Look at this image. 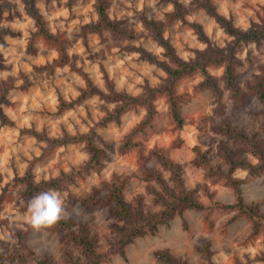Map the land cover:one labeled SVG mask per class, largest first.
Segmentation results:
<instances>
[{"label":"rangeland","instance_id":"rangeland-1","mask_svg":"<svg viewBox=\"0 0 264 264\" xmlns=\"http://www.w3.org/2000/svg\"><path fill=\"white\" fill-rule=\"evenodd\" d=\"M210 2L236 28L264 20V0ZM101 3L112 26L99 23L98 0H35L54 37L47 41L25 0H0V264H87L90 256L72 230L77 238L92 240L96 264H264V230L255 233L248 217L213 206L215 201H236L237 194L223 178L227 175L215 181L195 163L198 146L216 170L239 182L242 201L264 219V171L229 172L221 152L226 149L257 164L228 135V128L255 137L264 148V102L253 93L264 75V41L238 53L240 100L228 89L224 68L211 66L208 72L217 81L218 94L203 84L198 72L176 83L183 129L173 124L166 96L159 94L153 126L134 133L146 110L133 105L117 121L106 122L116 104L83 95L88 83L105 93L110 88L139 96L166 76L162 64L168 59L159 38L185 61L209 46L225 47L232 38L207 11L206 0ZM89 133L108 157L99 170L76 174L71 182L65 176L87 161L86 145L51 146L47 138ZM127 136L138 146L122 151ZM164 158L179 165L180 173L169 169ZM29 169L40 185L35 195L48 189L61 194L71 232L57 227L45 236L33 235L24 220L27 196L20 181ZM115 176L123 179L124 200L141 220H150L174 201L176 176L204 209L177 211L155 230L123 243L117 227L125 226L124 220L108 199L107 185Z\"/></svg>","mask_w":264,"mask_h":264},{"label":"trees","instance_id":"trees-1","mask_svg":"<svg viewBox=\"0 0 264 264\" xmlns=\"http://www.w3.org/2000/svg\"><path fill=\"white\" fill-rule=\"evenodd\" d=\"M25 4L29 14L37 21L38 29L41 35L47 39V41H53L54 37L46 30L45 23L36 8L35 0H25ZM98 4V12L100 16L99 23L112 26L113 23L105 15L104 6L101 3V0H98ZM205 7L207 11L215 17L216 21L224 28L226 33L232 38L231 42H229L225 47L209 46L207 50L199 51L194 60L185 61L176 55L174 49L166 40H164V38H159V42L162 44L165 50V56L168 59L166 63L162 64L166 76L159 86H148L139 96H131L126 93H119L110 88L109 92L105 93L102 90L92 86L91 83H88V89L83 92V95H99L101 98L116 104L113 112H111L107 118H105L106 122L113 120L117 121L124 111L133 105H139L146 110V115L133 132L136 133L138 131H143L145 128H151L157 113L154 101L157 95L162 94L166 96L168 112L171 121L178 129H183L184 121L181 115V97L176 93V83L179 79L198 72L204 76L203 84L218 94L221 92V90L217 84V81L208 72V68L211 66H222L224 68V78L226 80V85L232 92L233 97L237 99V101L240 100L239 97L241 96V93L237 86L235 71L236 67L240 64L238 53L244 46L250 45L252 43L255 45H260L264 41V20H262L261 23L253 24L249 28L243 30L236 28L224 17L217 14L211 5L210 0H206ZM200 35H202V38L205 39L204 41H208L203 33ZM58 51L60 52L61 56L65 55L62 47L59 46ZM253 93L262 102H264V75L259 78L257 83L253 86ZM226 131L230 137L237 139L240 143H242L244 148H246L248 152L257 159V164L251 165L245 160L239 158L235 153L228 152L226 149L222 150L221 152L223 153V157L226 165L228 166L229 172H233L237 168H242L256 174L263 172L264 148L261 146L260 141L255 137H249L244 133L232 130L230 128H228ZM35 135L38 138H42V136H40L38 133H35ZM47 141L51 146L65 145L72 142H83L86 145L88 152L87 161L83 165L79 166L78 169H74L70 176H65V178H68L71 182H74L78 177L75 176L76 174H86L91 171L99 170L101 166H103L104 160H106L108 157V154L104 148H100L94 144L93 135L91 133L64 135L60 139L47 138ZM136 146H138V144L132 142L127 136L121 145V150L126 151ZM195 152V163L206 169L210 177L215 181L222 179V175H227L223 178L226 179L228 186L232 188L237 194L236 201L233 204H221L215 201L213 206L223 210H235L241 215L248 217L252 221L253 231L255 233H258L260 230H264V219L259 216L255 207L253 205H246L242 201L239 195V182L233 176H229L228 173L224 174L218 169L216 170L209 158L206 157V154L202 152L198 146L195 147ZM163 161L169 167V169L174 171L175 174L180 173L179 165L173 163L167 158H164ZM176 177L178 184L177 191L174 194V201H171L168 208L163 212L153 215L150 220H141V217H139V215H137L125 202L122 193L123 179L118 176L112 178L111 183L107 185L108 199L115 207V210L120 218L124 220L125 226L117 227L119 228V233L121 234V242L128 243L136 236L143 235L150 230H155L160 223L165 222L177 211H182L185 208L204 209V206L200 204L196 198H194L191 191L187 190L184 185H182V181L179 179V176ZM20 181L23 182L24 186L26 187L25 195L27 196L28 205L29 200H31L35 193L39 190L40 185L32 180V177L30 176V169ZM58 181L60 180H52L47 184L53 185ZM57 227H62L63 229L71 232L72 223L61 220L54 228ZM71 235L74 240L78 241V244L83 245L84 251L90 256L87 264H96L97 262H94L96 255L92 240L86 236L77 238V234L73 232V230Z\"/></svg>","mask_w":264,"mask_h":264},{"label":"clouds","instance_id":"clouds-1","mask_svg":"<svg viewBox=\"0 0 264 264\" xmlns=\"http://www.w3.org/2000/svg\"><path fill=\"white\" fill-rule=\"evenodd\" d=\"M68 215L61 194L55 189H48L29 200L24 220L32 229L34 236H45L48 230L54 228Z\"/></svg>","mask_w":264,"mask_h":264}]
</instances>
